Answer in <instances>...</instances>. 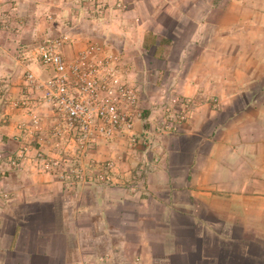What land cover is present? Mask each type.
<instances>
[{
	"label": "crops",
	"instance_id": "obj_1",
	"mask_svg": "<svg viewBox=\"0 0 264 264\" xmlns=\"http://www.w3.org/2000/svg\"><path fill=\"white\" fill-rule=\"evenodd\" d=\"M78 1L0 0V264H264V0H90L95 18ZM60 36L67 61L115 56L145 115L163 91L194 100L141 180L124 139L82 161H112L109 186L67 187L36 159L52 115L25 74L52 76L35 49Z\"/></svg>",
	"mask_w": 264,
	"mask_h": 264
},
{
	"label": "built area",
	"instance_id": "obj_2",
	"mask_svg": "<svg viewBox=\"0 0 264 264\" xmlns=\"http://www.w3.org/2000/svg\"><path fill=\"white\" fill-rule=\"evenodd\" d=\"M94 12L99 10L95 8ZM65 43L66 38L60 36L45 40L35 49L36 59L52 71L48 80L41 82L31 73L25 74L27 89L52 115L46 132L53 153H38L36 159L67 187L109 186L114 179L112 161L100 163L93 171L82 161L99 143L124 139L128 148L143 150L136 177L141 180L147 174L145 159L155 140L179 132L190 118L194 100L163 91L159 104L145 115L139 89L128 80V70L115 56L100 57L102 46L91 43L67 61L62 56ZM8 102L18 109L27 106L30 99ZM33 123L34 130L41 131L39 120ZM138 123L143 128L140 133L135 129ZM156 165L157 159L153 169Z\"/></svg>",
	"mask_w": 264,
	"mask_h": 264
},
{
	"label": "rangeland",
	"instance_id": "obj_3",
	"mask_svg": "<svg viewBox=\"0 0 264 264\" xmlns=\"http://www.w3.org/2000/svg\"><path fill=\"white\" fill-rule=\"evenodd\" d=\"M87 2H89V3H87ZM78 3L79 4H87V7H88V14H89V17L90 18H95L96 17V15H98V14H96L95 12H94V7L92 8V6H91V1L90 0H79L78 1ZM43 43V42H42ZM41 44V43H40ZM5 100L8 102V100L9 101H13V102H17V100L18 99H13V97L10 95V94H8L7 96H6V98H5ZM8 104H9V102H8ZM13 108H16V107H13Z\"/></svg>",
	"mask_w": 264,
	"mask_h": 264
}]
</instances>
